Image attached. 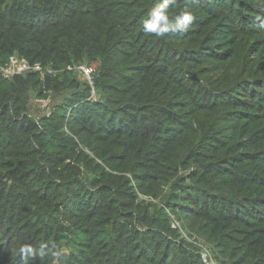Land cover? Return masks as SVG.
Segmentation results:
<instances>
[{
    "label": "trees",
    "instance_id": "obj_1",
    "mask_svg": "<svg viewBox=\"0 0 264 264\" xmlns=\"http://www.w3.org/2000/svg\"><path fill=\"white\" fill-rule=\"evenodd\" d=\"M203 1L173 0L171 22L182 5L204 16L156 37L143 21L163 0H0V69L17 56L43 72L0 70V264H201L174 216L202 228L223 259L264 257V241L245 252L264 233V173L254 165L264 148L248 162L221 127L264 121V78L246 59L233 85L214 88L207 65L230 73L246 50L237 37L212 47V26L239 21L234 3L213 12ZM95 63L99 97L89 102L68 67ZM64 91L50 117L30 114L31 97ZM41 245L43 257L20 251Z\"/></svg>",
    "mask_w": 264,
    "mask_h": 264
},
{
    "label": "rangeland",
    "instance_id": "obj_2",
    "mask_svg": "<svg viewBox=\"0 0 264 264\" xmlns=\"http://www.w3.org/2000/svg\"><path fill=\"white\" fill-rule=\"evenodd\" d=\"M234 6V15L231 16V18H235L236 21H239V23L231 24L227 21H223V25L221 24L219 27H216L215 25L211 27V32H208L205 36V38H214L212 47L213 48H219L222 46V44L226 41H229L232 38L237 37L235 40V44H238L242 49L248 51L239 52L238 56L234 58L235 60V69H233L232 72L226 73L221 69V66L218 64L213 63L212 65H207V68L211 69L212 71L208 74V77L212 78V80H216V78L219 79L218 82L215 83L214 88L220 85L222 82H228V85H233L239 77L240 71L243 70L244 64L248 61L251 62L252 65H250L251 68H253V73L257 77L264 78V53H262V44H264V0H220L218 2L215 1H207L204 0L203 4L205 7L211 8L213 12L221 10L222 7L225 4L233 5ZM188 11L193 14L194 17L197 18H203L204 13L199 12L197 8H195L192 4L188 5H182V12ZM180 13V14H181ZM206 17V15H205ZM244 20V23L241 24L240 18ZM222 22V21H221ZM260 25H259V24ZM263 29H262V28ZM201 28L200 26L196 29ZM232 31L235 32V35H232ZM247 32V33H246ZM250 32V33H248ZM258 33L259 35H254L255 33ZM244 33V35H242ZM244 42L246 45H244ZM232 45V47L234 46ZM249 45L251 46V50H253L252 54L249 52ZM222 49L225 50L227 47L224 45L222 46ZM247 59V61H246ZM246 61V62H245ZM208 64V63H206ZM95 67H97V63L94 64ZM205 68V67H203ZM206 70V68H205ZM193 79L196 78V75L192 77ZM81 85H85L84 81L80 78H78ZM195 80V79H194ZM224 83L220 90H224L227 85V83ZM226 84V85H225ZM231 87V86H230ZM89 88V87H86ZM244 89H239L234 95L239 100L247 99L246 96H242V92ZM256 91L258 89H255ZM264 94V88L261 90ZM71 94V91H64L61 95L47 98V99H37V97H31V101L29 103L30 108V114L33 117L40 118L42 116L50 117L53 113L56 106H61L67 103L68 97ZM244 95H247L244 94ZM264 95H261L260 98H262ZM98 93L95 92V89L89 88V95L87 101L93 102L95 100H98ZM252 100L248 99V102H251ZM260 103V101H259ZM242 109H235L233 110V115H237L239 113H242ZM248 113L254 115L255 111L250 110ZM243 119V118H241ZM241 121V122H240ZM264 121H253V120H240L238 119L236 122H230V123H223L221 127H225V132L227 134L231 132L235 136L234 138V144L236 142H239L242 144L241 147L235 146V150L239 151V154H242V158H245L248 160L247 156H251L255 154L256 152H253L254 150L260 148H264V129L259 130V132H256V129L263 126ZM65 133H67L66 130H64ZM254 144L253 147H248L249 145ZM246 145V146H245ZM259 158H261L259 161L254 163L255 166H257V171L264 173V149L263 152H261L260 155H258ZM253 164V163H250ZM211 185H215V181L210 182ZM184 204H188L185 202ZM181 220L184 217L183 215H179ZM172 220L173 226L179 227L180 226V237L186 238L191 246H196L197 248V254H204L206 255V258L208 260L209 264H264V257L260 258L259 260L255 261L254 259H250L251 257H247V254L239 255L237 258H234L233 260L230 259H223L221 254L219 253L218 245L213 244L208 239H206L205 236H203L202 232L203 229L195 226L194 228L191 226V220L185 219L184 226H189L190 229L185 227L181 224L179 221V218L174 216ZM261 227V226H260ZM262 231H264V226H262ZM197 232V233H195ZM252 235H247L250 237ZM253 238L250 240V244L247 245L248 249L245 251L250 254L251 249H256L257 251L260 250V246L262 242L264 241V233L261 234H255L252 235ZM199 252V253H198ZM224 261V262H223ZM190 262V261H189ZM205 261L201 260V264H204ZM198 264V263H195ZM200 264V263H199Z\"/></svg>",
    "mask_w": 264,
    "mask_h": 264
},
{
    "label": "clouds",
    "instance_id": "obj_3",
    "mask_svg": "<svg viewBox=\"0 0 264 264\" xmlns=\"http://www.w3.org/2000/svg\"><path fill=\"white\" fill-rule=\"evenodd\" d=\"M173 0H163L162 3L157 4L149 13V18L143 21V29L146 33L152 34L156 37H163L168 32L185 31L189 28L194 20L191 12L184 11L175 18V23L169 19V6ZM45 245H41L36 251L31 247L25 246L20 249L21 252L27 253L31 256L39 255L45 256Z\"/></svg>",
    "mask_w": 264,
    "mask_h": 264
},
{
    "label": "built area",
    "instance_id": "obj_4",
    "mask_svg": "<svg viewBox=\"0 0 264 264\" xmlns=\"http://www.w3.org/2000/svg\"><path fill=\"white\" fill-rule=\"evenodd\" d=\"M41 69L42 68L39 64L30 65L25 59L12 56L9 58V61L5 67L1 68L0 70L5 78L10 79L15 75H22L27 72H42ZM96 69L97 67L94 65H76L73 67H68V70L77 72L84 83L92 89L94 88V74ZM200 259L205 261L204 264H209L206 255L201 254Z\"/></svg>",
    "mask_w": 264,
    "mask_h": 264
}]
</instances>
